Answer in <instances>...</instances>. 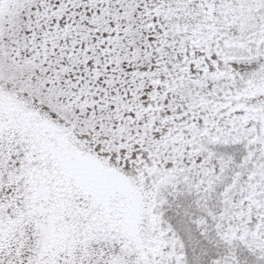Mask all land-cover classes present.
<instances>
[{"label": "snow or ice", "instance_id": "obj_1", "mask_svg": "<svg viewBox=\"0 0 264 264\" xmlns=\"http://www.w3.org/2000/svg\"><path fill=\"white\" fill-rule=\"evenodd\" d=\"M0 264H264V0H0Z\"/></svg>", "mask_w": 264, "mask_h": 264}]
</instances>
